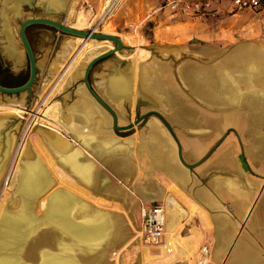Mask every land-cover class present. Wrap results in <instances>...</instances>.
Segmentation results:
<instances>
[{
	"label": "crops",
	"instance_id": "0c3cea01",
	"mask_svg": "<svg viewBox=\"0 0 264 264\" xmlns=\"http://www.w3.org/2000/svg\"><path fill=\"white\" fill-rule=\"evenodd\" d=\"M258 59L264 65L260 55ZM108 66L111 72L101 73L100 83L113 103H130L136 91L148 104L159 105L161 97H154L142 86L140 72L130 66L119 70ZM78 67L70 68L71 76L78 74ZM210 67L214 66L202 69ZM251 71L244 94L236 95L227 105L218 100L212 104L207 98L209 111L200 110L193 118L184 114L188 107L180 98H175L176 108L156 107L139 113L132 109L101 110L94 96L90 99L80 93L68 106L53 107V114L49 108V115L26 122L29 126L20 140V158L25 150L37 158L36 152L52 178L50 186L40 193L34 212L42 215L48 211L55 194L60 195L59 200L66 198L61 204L68 209L65 220H59L56 211V219L41 228L42 247L56 249L58 245V249L72 251L73 264H199L205 257L207 264H264V90H256L254 85L255 78L264 77V73ZM187 78L188 88L199 97L205 96L191 89ZM162 81L169 82V78ZM127 95L128 99H123ZM240 95L242 122L230 119L227 113L221 117L217 110L233 109V101ZM85 99L93 118L74 109ZM65 115L81 131L62 126ZM134 115L150 118L131 123L127 134L115 131L119 119ZM168 115L173 116V122L165 121ZM220 118L229 120L225 123ZM107 119L113 120L114 128ZM234 126L241 131L243 142L230 130ZM53 133L72 142L82 173L59 159L47 138ZM3 157L5 165L6 155L0 156V161ZM142 203L165 209L161 245H148L140 237Z\"/></svg>",
	"mask_w": 264,
	"mask_h": 264
},
{
	"label": "rangeland",
	"instance_id": "374dc122",
	"mask_svg": "<svg viewBox=\"0 0 264 264\" xmlns=\"http://www.w3.org/2000/svg\"><path fill=\"white\" fill-rule=\"evenodd\" d=\"M67 1L65 10L57 12H47L38 2L33 6L23 7L22 14L17 19H13L11 11L5 10L10 19L13 46L17 51L19 50L20 56L16 60L7 54L2 46L3 34L0 33V85L15 87L27 79L29 63L21 43L18 27L21 21L33 17L51 18L80 30L111 34L120 39L122 42L120 49L97 61L87 75L92 91L105 102L108 108L94 100L96 105L99 109L106 111L109 108L123 111L132 109V111L139 110L140 113L156 107L171 109L177 107L175 98H180L183 105L188 107V111L184 114L190 118L197 117L200 110L204 113L209 111L206 108L209 107V101L205 96L200 95L199 97V94L192 92L185 84V78H191L193 71L196 72L199 68L210 65L215 66V62L231 58L234 51L237 52L251 46L258 48V54L264 62V11L251 9L238 11L232 9L233 7L227 2V5H222L214 15L195 16L185 11L174 12L168 8H160L165 0L156 2H150V0ZM4 7L3 0H0V28L1 12ZM26 35L38 62L31 90L19 94L0 93V117L7 116V119H4V125L0 127V137L11 132L13 140V145L7 152H5V144L0 141V156L6 155L5 165L3 164L5 156L0 161V167H2L0 168V218L4 213L6 203L13 198V192L18 183L20 140L24 129L29 126L26 122L36 117L37 122L39 116L49 115L47 112L49 108L53 114L55 110L53 107L68 106L80 93L90 99L93 98L83 81L85 67L90 59L116 46L112 40L84 39V37L64 33L42 24L27 26ZM75 64H79L78 74L71 76L70 68ZM108 64L118 70L130 66L135 72H140L144 78L142 86L149 93L152 92L154 97L157 96L159 99L161 97L158 100L159 105L148 104L140 98V95H137L138 93L136 94V91L130 103L118 106L113 103L100 83L101 73L110 74L111 72ZM163 78L164 80L169 78V82H163ZM254 85L256 90L263 91L264 77H256ZM233 103V109L228 112L220 109L217 110L218 114L222 117L227 113L230 119L242 122L241 109L244 107L241 97L238 96L236 102L233 101ZM94 107L96 108L95 105ZM234 114L238 115L234 116ZM149 118V116L135 115L134 117H123L119 119V123L115 124L118 128L113 127V120L107 119V122L108 124L111 122L109 125L117 133L124 135L129 133L131 123L138 122L139 124ZM156 118L161 119L159 116ZM9 119L10 127L6 130V121ZM164 119L166 122H173L174 118L168 115ZM220 119L225 123L229 120ZM202 120L208 122L206 117H202ZM2 127L5 132L1 135ZM230 130L235 132L237 137H241V131H237L235 126ZM61 139H63L62 136ZM63 140L66 141L65 138ZM241 142H243L242 137ZM25 146L24 144L21 150ZM35 154L37 155L36 152ZM37 158H39L38 155ZM36 197L31 202L30 208ZM20 209L19 204L16 203L8 208L6 213L15 214ZM31 214L36 218L39 217L38 214L35 215L34 209L31 210ZM43 226L49 225L42 223L35 228L30 227L33 229L27 235L25 252L27 251L30 256L34 255L31 258L24 252V256L31 259L28 260L30 264L36 263L34 256L41 249L49 252L58 251V245L56 249L42 247L40 231ZM37 241H39L38 244ZM60 241L65 242L63 239ZM63 246L67 248V245ZM66 251L73 254L68 249ZM207 262L208 258L205 257L200 260L199 264H207Z\"/></svg>",
	"mask_w": 264,
	"mask_h": 264
},
{
	"label": "bare ground",
	"instance_id": "6f19581e",
	"mask_svg": "<svg viewBox=\"0 0 264 264\" xmlns=\"http://www.w3.org/2000/svg\"><path fill=\"white\" fill-rule=\"evenodd\" d=\"M66 1L67 0H37V2H40L41 6H43L47 12L64 11L67 5L66 3L68 2ZM19 2L20 0H9L10 4H8L7 6L12 9L14 13L18 9ZM7 3L8 2L5 1L3 5L7 7ZM5 7L3 11L6 13L5 10L7 9H5ZM3 11L1 12L2 17ZM0 29V33L3 34V45L5 42V48L8 50V52H10V54L13 55V58L15 59L16 54L14 49L16 48L9 42V34L7 32V29H5V25L4 27L3 25H1ZM258 56V48L252 46L246 49H240L237 52L234 51L231 58H227L226 61L217 62L214 67H210L207 69L199 68L197 72H193V74L197 76L187 78L186 81L191 89L201 91L205 95V97L209 99V101H212V104L214 103V101L218 100V103L227 105L229 100H232V98L236 95L240 93L244 94V91L247 89L249 83V78L252 74V69L255 71V73L261 71L264 72V65L259 62ZM127 91L131 93V87H129ZM128 97V95L127 97L124 96L123 99H128ZM74 109L83 111L87 113L90 118H93V110L89 106V103L86 99L79 100ZM4 119H7V116L0 117V127L3 125L4 122L2 123V121H4ZM58 121H60V119ZM60 123L62 126L69 127L71 129H82L75 125L71 120V117H68L67 115H65L64 118L61 119ZM3 131L4 128L2 127L1 135ZM10 134L11 132L3 135L4 137L2 136V138L0 137V141L5 144L6 150H9L13 145L12 136ZM47 138L50 140V143H52L54 152L59 156V159H61V161L65 165L69 167L72 166L73 168L77 167L79 168V172H83V166H80L75 159L77 149L73 147L72 143L63 141L56 134H54L53 137H50L47 134ZM28 152L25 150L23 153H21L22 157L19 159L20 164L17 175L18 183L15 191L13 192V198H11V200L6 203L4 213L0 218V264H30L28 260L31 259H27L24 256V252L26 250L25 246L27 245L26 238L30 233V230L37 226H40V224L42 223L47 225V221L55 220L57 217V214L55 213L56 211H59V220L66 219V216H64V211L67 208L66 206L64 207L63 204H61V200L63 198L59 200L60 195L56 194L55 197H52V199L50 200V205L47 207L48 211H46L42 215L35 214L39 216L38 218L31 214V210L33 211L32 206L34 205V202L38 199L40 193H42L45 188L50 186L52 180L47 175L45 168L41 164L40 160L37 159L35 155H31V153L33 154L32 151ZM62 194L64 196V193ZM35 197L36 199L30 208L31 202ZM65 199L66 198H64L63 201ZM16 203L17 205L19 204V207L21 209L15 214H9L8 212L6 213V210L8 208H11ZM67 210L66 214L68 212ZM35 224L37 225L34 226ZM25 254L29 255L27 251L25 252ZM70 258L71 254L67 253V251L64 249H58L57 252L43 251L41 249L36 255V263L34 264H73Z\"/></svg>",
	"mask_w": 264,
	"mask_h": 264
},
{
	"label": "water",
	"instance_id": "95a60500",
	"mask_svg": "<svg viewBox=\"0 0 264 264\" xmlns=\"http://www.w3.org/2000/svg\"><path fill=\"white\" fill-rule=\"evenodd\" d=\"M8 2L9 0H4L3 3ZM37 0H20L19 4H18V9L16 12L13 13V10L10 9L7 4L5 7V9H7L8 11H11L13 13V19H17L18 17L21 16L22 14V8L23 7H28V6H33V4H36ZM40 4V2H38ZM41 5V4H40ZM10 19L8 18V16L6 15V13L3 11V17H2V23L1 25H5V29H7V32L9 34V42L11 43V45L13 44V39H12V32L10 29ZM34 24H42V25H46V26H51L53 28L58 29L59 31H62L64 33H68V34H72V35H76V36H81L84 37V39H107V40H112L113 42L116 43V46L114 48H111L105 52L100 53V55H97L95 57H93L92 59H90V61L87 63L85 70H84V83L87 86V88L89 89V92H91V94L97 99V101L102 105H104L106 108H108V106L103 102V100H101L98 95L92 91L90 84H89V80H88V73L91 69V67L97 62L99 61L101 58L113 54L116 52V50L120 49L122 42L120 41V39L117 36L111 35V34H106V33H94L93 31H87V30H80L68 25H64L60 22H57L53 19H48V18H44V17H33V18H28V19H24L23 21L20 22L19 24V35H20V39H21V43L24 47L25 50V54L27 57V61L29 63V69H28V75H27V79L24 83L20 84L19 86H15V87H10V86H5V85H0V93H4V94H19L20 92H26V91H30L31 87L35 81V75H36V69H37V65L38 62L36 61L35 57H34V53L32 50V47L28 41L27 35H26V27L29 25H34ZM1 31V30H0ZM3 42V39H2ZM2 46L4 47L5 51L7 52V54L13 58V55L10 54V52H8V50L5 48V46L2 44ZM15 50V54L16 57L15 59H19V50L17 51V49ZM110 109V108H109Z\"/></svg>",
	"mask_w": 264,
	"mask_h": 264
},
{
	"label": "built area",
	"instance_id": "2783aa9c",
	"mask_svg": "<svg viewBox=\"0 0 264 264\" xmlns=\"http://www.w3.org/2000/svg\"><path fill=\"white\" fill-rule=\"evenodd\" d=\"M231 5L234 10L264 11V0H165L160 8H168L174 12L185 11L195 16L214 15L222 5ZM139 211L140 236L151 246L161 245L165 232V209L162 205L141 204ZM206 252V247L202 249Z\"/></svg>",
	"mask_w": 264,
	"mask_h": 264
}]
</instances>
